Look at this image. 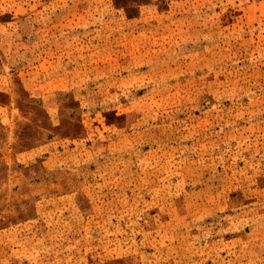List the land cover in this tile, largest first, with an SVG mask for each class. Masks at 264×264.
Masks as SVG:
<instances>
[{"label":"rangeland","instance_id":"obj_1","mask_svg":"<svg viewBox=\"0 0 264 264\" xmlns=\"http://www.w3.org/2000/svg\"><path fill=\"white\" fill-rule=\"evenodd\" d=\"M0 264H264V0H0Z\"/></svg>","mask_w":264,"mask_h":264}]
</instances>
